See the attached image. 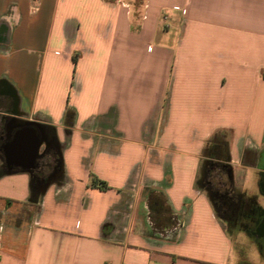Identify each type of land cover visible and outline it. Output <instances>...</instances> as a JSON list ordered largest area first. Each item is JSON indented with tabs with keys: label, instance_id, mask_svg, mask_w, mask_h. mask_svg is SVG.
Listing matches in <instances>:
<instances>
[{
	"label": "crops",
	"instance_id": "crops-1",
	"mask_svg": "<svg viewBox=\"0 0 264 264\" xmlns=\"http://www.w3.org/2000/svg\"><path fill=\"white\" fill-rule=\"evenodd\" d=\"M28 127L37 178L6 163ZM218 131L227 162L205 153ZM214 170L264 209V0H0V264H255ZM146 188L173 239L149 234Z\"/></svg>",
	"mask_w": 264,
	"mask_h": 264
},
{
	"label": "trees",
	"instance_id": "trees-1",
	"mask_svg": "<svg viewBox=\"0 0 264 264\" xmlns=\"http://www.w3.org/2000/svg\"><path fill=\"white\" fill-rule=\"evenodd\" d=\"M73 112L68 109L65 113L64 122L70 126L73 123ZM205 153L217 160L227 162L228 140L225 132L218 131L209 140L205 147ZM218 167L214 165L212 168ZM228 163L220 164L219 170H227ZM213 169H210L212 172ZM145 197L149 209L148 225L149 234L161 238L173 239L181 224L179 216L171 209L165 194L156 188H146ZM242 264H250L243 262Z\"/></svg>",
	"mask_w": 264,
	"mask_h": 264
},
{
	"label": "flooded vegetation",
	"instance_id": "flooded-vegetation-1",
	"mask_svg": "<svg viewBox=\"0 0 264 264\" xmlns=\"http://www.w3.org/2000/svg\"><path fill=\"white\" fill-rule=\"evenodd\" d=\"M47 157L48 152L46 150L38 160L35 169L36 178L39 177L37 176L39 173L43 172L47 164ZM211 175L212 174H209L207 185L213 194L218 213L233 221L240 216L246 218V221L243 224L247 231L256 239L260 240L261 245L264 246V209L258 207L255 208L245 202H242L243 204H241V201H233L232 198L228 197V192L216 187Z\"/></svg>",
	"mask_w": 264,
	"mask_h": 264
},
{
	"label": "rangeland",
	"instance_id": "rangeland-1",
	"mask_svg": "<svg viewBox=\"0 0 264 264\" xmlns=\"http://www.w3.org/2000/svg\"><path fill=\"white\" fill-rule=\"evenodd\" d=\"M170 15L169 13H166L164 15H162V19L163 21L168 18ZM172 29V28H171ZM219 170H214V172L212 173V178L214 183L216 184V187H218L221 190L226 191L227 190V186H224L223 182L226 180V178L224 176H220L219 175ZM247 184L248 182L253 184V186H257V183L254 179V175L249 173V175L247 176ZM223 184V185H221ZM226 189V190H225ZM241 204H243L241 202ZM246 221V218L244 217H238V219H235L233 221V223H237V228H241L245 231V233L243 232H238V233H234V226H230L228 225L223 219L222 222H224V226H226L228 228V230H231L232 235L234 236V238L236 239V246L238 248H241L242 250L245 251L247 257L249 258L250 261L254 262L255 264H264V259L261 255V250L258 246V244L253 240V235L251 233H249L246 229V227L244 226V222Z\"/></svg>",
	"mask_w": 264,
	"mask_h": 264
},
{
	"label": "water",
	"instance_id": "water-1",
	"mask_svg": "<svg viewBox=\"0 0 264 264\" xmlns=\"http://www.w3.org/2000/svg\"><path fill=\"white\" fill-rule=\"evenodd\" d=\"M21 131H24L25 134V141L22 142V149L19 153L11 151L10 153H6V163L9 167H11L12 164L17 163L16 160L18 158H21L23 160L21 164H23L27 170L32 172V170L36 167L37 159L43 154L39 152L40 146L42 144L41 135L35 128L31 127L24 128ZM14 141L15 142L10 146L17 144V141ZM49 182L50 180L48 179L46 181V185H48Z\"/></svg>",
	"mask_w": 264,
	"mask_h": 264
}]
</instances>
